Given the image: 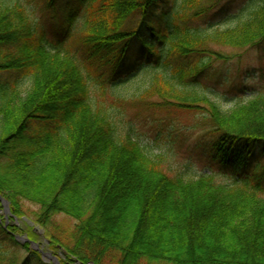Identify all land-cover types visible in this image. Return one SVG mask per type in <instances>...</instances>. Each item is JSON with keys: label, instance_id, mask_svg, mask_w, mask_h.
Returning a JSON list of instances; mask_svg holds the SVG:
<instances>
[{"label": "trees", "instance_id": "trees-1", "mask_svg": "<svg viewBox=\"0 0 264 264\" xmlns=\"http://www.w3.org/2000/svg\"><path fill=\"white\" fill-rule=\"evenodd\" d=\"M75 1L35 0L62 8L45 21L24 3H0V196L10 213L6 227L0 221V264H55L30 245L27 202L58 264H264V96L224 110L191 83L231 58L220 48L264 50V0L212 32L190 26L212 0H182L171 12L157 10L161 0ZM134 40L148 69L160 70L136 101L190 114L196 142L230 184L171 176L162 156L121 139L114 110L93 99L91 85L104 99ZM60 214L77 223L59 230Z\"/></svg>", "mask_w": 264, "mask_h": 264}, {"label": "rangeland", "instance_id": "rangeland-1", "mask_svg": "<svg viewBox=\"0 0 264 264\" xmlns=\"http://www.w3.org/2000/svg\"><path fill=\"white\" fill-rule=\"evenodd\" d=\"M249 1L212 0L214 8L209 15L204 19L190 21V26H197L208 32L235 26L239 21L248 18L247 12H241V9L246 8ZM18 2L30 6L32 14L38 20H51L55 18V15L60 17L62 13V8L50 12L44 9L42 4H36L35 0H0L1 4L6 5ZM181 2L182 0H161L157 10L171 12L177 10ZM67 3L69 7L78 5L75 0H67ZM133 43L130 61L122 65L123 67L114 76L113 81L106 83L104 99L101 100L99 94V82L91 85L93 99L98 102L102 101L108 105L110 110H114V121L117 122V130L121 139L138 142L142 151L150 156H162L164 168L171 176H180L185 181H190L199 178L202 174H208L217 184H230L232 177L221 171L210 160L205 146L196 142L201 131L195 128L194 118L190 114L176 111L172 116H166L163 112L150 109L145 103L141 105L136 101V97L149 87L153 71L160 72V70L148 69L149 56L142 54L144 50L141 43L135 40ZM220 50L231 55V58L226 61H217L197 75L191 82L196 91L221 105L224 110L247 104L258 96L263 97L264 50L261 52L253 49L220 48ZM110 95L122 101L115 102ZM156 99L154 95L147 101L154 102ZM262 196L264 197V194ZM37 209L38 207L30 202L25 203L23 209L26 212L24 218L37 235L33 242L37 245V249L30 245L40 253L54 257L58 262L55 255L57 252L48 251L45 248L46 237L43 228L32 221L33 211ZM9 214V204L8 211L5 212L3 203L0 201V221L5 218L9 222L7 219ZM52 222L59 230H69L77 223L76 220L63 214L57 215ZM13 224L21 228V232L16 235L17 242H25L26 226L22 219L13 220ZM44 260L55 263L52 258L44 257Z\"/></svg>", "mask_w": 264, "mask_h": 264}, {"label": "water", "instance_id": "water-1", "mask_svg": "<svg viewBox=\"0 0 264 264\" xmlns=\"http://www.w3.org/2000/svg\"><path fill=\"white\" fill-rule=\"evenodd\" d=\"M0 201H1V203H3V206L5 208V212H7L8 211V204H9V202H7L6 200H4L1 196H0ZM6 225L7 224L5 223V227H6ZM17 239H18V236H17ZM20 239H23V238H20ZM31 245H33L34 248L37 249V245H35L34 243H32ZM41 255H42L43 259H44V257H47L48 259H51L52 258L55 261V263L58 264V262L56 261V259L54 257H52V256H50L48 254H45V253H41Z\"/></svg>", "mask_w": 264, "mask_h": 264}]
</instances>
